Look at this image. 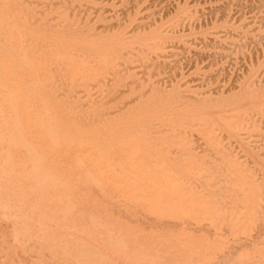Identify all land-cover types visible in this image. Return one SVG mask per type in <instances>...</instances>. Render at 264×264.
<instances>
[{"label":"rangeland","instance_id":"1","mask_svg":"<svg viewBox=\"0 0 264 264\" xmlns=\"http://www.w3.org/2000/svg\"><path fill=\"white\" fill-rule=\"evenodd\" d=\"M0 264H264V0H0Z\"/></svg>","mask_w":264,"mask_h":264},{"label":"bare ground","instance_id":"2","mask_svg":"<svg viewBox=\"0 0 264 264\" xmlns=\"http://www.w3.org/2000/svg\"><path fill=\"white\" fill-rule=\"evenodd\" d=\"M132 3V2H131ZM56 9V8H55ZM54 11V10H53ZM24 21V20H23ZM59 22V21H58ZM28 24V23H27ZM65 26V25H64ZM136 26V25H135ZM138 29V28H136ZM58 30V29H57ZM43 32V31H42ZM41 33V32H40ZM46 34V33H45ZM6 44V43H5ZM69 44V43H68ZM45 45V44H44ZM46 53V52H45ZM43 55V54H42ZM28 83V82H27ZM13 84V83H12ZM30 85V84H29ZM13 86V85H12ZM10 90V89H9ZM10 92V91H9ZM30 93V92H29ZM13 95V94H12ZM12 111V110H11ZM14 115V114H13ZM142 122V120H141ZM44 160V159H43ZM4 163V162H3ZM116 166V165H115ZM117 169V168H116ZM27 172V171H26ZM136 178V177H135ZM193 180V179H192ZM186 182V181H185ZM22 195V194H21ZM3 205V204H2ZM4 207V206H3Z\"/></svg>","mask_w":264,"mask_h":264}]
</instances>
